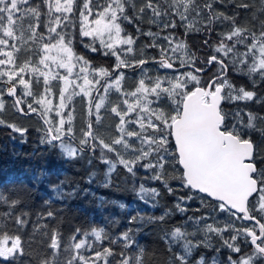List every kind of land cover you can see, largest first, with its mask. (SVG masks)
<instances>
[{
	"label": "snow or ice",
	"instance_id": "6c2138e0",
	"mask_svg": "<svg viewBox=\"0 0 264 264\" xmlns=\"http://www.w3.org/2000/svg\"><path fill=\"white\" fill-rule=\"evenodd\" d=\"M145 20L157 31L136 27L137 36L151 38L137 46L122 24ZM197 33L210 50L202 57L187 43ZM77 42L113 64H91L75 52ZM129 75L134 83L126 88ZM76 96L87 116L79 127L69 107ZM5 97L16 113L39 115L41 144L72 160L90 153L105 163L106 186L117 164L132 176L146 169L169 194L176 192L170 181L179 182L186 191L174 210L184 223L162 228L166 264H264V0H0V114L9 109ZM0 127L26 142L28 127L4 118ZM57 188L58 198L75 195ZM139 193L157 207V188L141 184ZM194 199L207 214L186 215ZM21 203L19 194L10 201L0 195L7 206L0 211V264H21L25 256L33 260L23 264H149L134 227L115 238L103 228H76L62 244L57 220L52 229L33 224L32 237L22 240L29 213L15 210ZM218 214L228 217L223 225ZM173 215L130 216L129 224L162 226ZM45 218L56 214L37 215ZM38 233L47 237L43 248L33 247ZM221 249L223 259L214 254Z\"/></svg>",
	"mask_w": 264,
	"mask_h": 264
},
{
	"label": "trees",
	"instance_id": "16d2710c",
	"mask_svg": "<svg viewBox=\"0 0 264 264\" xmlns=\"http://www.w3.org/2000/svg\"><path fill=\"white\" fill-rule=\"evenodd\" d=\"M258 2V0H257ZM221 11H232L230 7L227 9L221 7ZM125 31L132 34L136 38V45L147 44L150 37L146 35L137 36L136 27L142 31L156 32L157 28L154 24H149L146 20L134 26L125 22L123 24ZM182 31V30H181ZM164 33H161L163 35ZM203 37L200 34H190L187 37V43L197 56H203L210 51L202 47ZM215 37H213V40ZM87 43L88 39L83 38ZM76 45L83 46L77 42ZM83 56L89 59L95 65L110 66L114 62V58L103 57L100 54L94 55L90 52H84ZM61 73L63 69L59 70ZM240 83L239 80L236 81ZM9 105L12 104V99ZM242 106V102H241ZM69 107H72L70 104ZM226 109L233 108L235 105L223 104ZM258 108V106H255ZM11 108V107H9ZM74 125L79 127L81 122L87 119L86 107L81 103V97L75 99ZM103 123L106 128H110L113 121L108 118L110 116L104 114ZM11 118L15 120L13 123L23 125L29 128L26 136V142L22 141L17 134L11 133L10 129L0 127V195H6L9 201L19 194L22 203L15 210L23 209L29 213L28 226L24 229L22 240L32 237L33 224L47 225L48 229L57 227L63 234L62 244L64 240L71 235L76 229L103 228L113 238L119 234L126 226L138 228L135 239L139 246H142L147 256L149 264H166L168 259V250L165 241L161 239L163 235L162 228H168L173 222L184 223V215L175 212L174 205L177 203V197L185 195L184 189L179 187V182L170 181L171 186L176 188L175 194H169L162 184L158 181L148 179L150 173L143 168L136 170V175L132 176L127 173L122 165L117 164L116 169L110 174V182L105 185V174L107 173V165L98 158H94L92 154L85 153L83 158L69 159L62 154L59 148H52L48 145L41 144L40 138L42 132L38 131L42 124L39 115L32 113L25 117L12 112ZM99 151L95 154L98 157ZM111 156V154H109ZM89 159L92 160L89 163ZM95 173V176L89 180V177ZM63 181V183H61ZM143 184L145 188H157L160 196L156 197L157 207H151L152 201L150 197H146L149 203L141 200L139 188ZM63 189L64 193L74 192L75 195L71 199L58 198L57 186ZM189 212L186 215L198 216L200 212L207 214L208 210L200 208L198 199L188 201ZM53 210L56 214L55 219L37 220V215L46 213L47 210ZM7 210V206L0 204V211ZM172 211L174 215L169 217V223L165 225L144 224L131 225L129 217L136 215H161L164 211ZM217 220L221 225L227 222L228 217L223 214L217 215ZM209 223L212 220L209 219ZM189 231H195L188 222ZM240 226V222H237ZM46 231L40 228V232ZM227 235V234H225ZM94 240V237H89ZM47 242V237L41 236L39 233L33 237V247L43 248V243ZM213 244L218 246V241L213 240ZM107 245V242H105ZM99 246V245H97ZM120 243L113 244L114 250L119 249ZM208 251V250H204ZM227 253L226 249H221L219 253H214L221 259ZM131 255V251H129ZM209 255L213 254L211 252ZM24 260L32 262L31 257H21V264Z\"/></svg>",
	"mask_w": 264,
	"mask_h": 264
},
{
	"label": "rangeland",
	"instance_id": "374dc122",
	"mask_svg": "<svg viewBox=\"0 0 264 264\" xmlns=\"http://www.w3.org/2000/svg\"><path fill=\"white\" fill-rule=\"evenodd\" d=\"M122 27L124 28V30H126L125 27L123 26V24H122ZM125 32H126V31H125ZM87 39H88V41H89V38H87ZM137 46H139V45H137ZM74 50H75V52H76L77 54H79V55H83L84 52H90V51H89L87 48H85L84 46H78V45H75V49H74ZM90 53H91V54H94V55H98V53H92V52H90ZM88 60H89V59H88ZM89 61H90V60H89ZM90 63L93 64V65H95V63H92L91 61H90ZM59 70H60V69H59ZM59 70H58V71H59ZM133 83H134V80H133V78L131 77V75H129L128 79H126V81H125V87H126V88H130L131 85H132ZM77 97H80V96L73 97V100H72V103H71L72 107L75 106V99H76ZM7 98H9V97H7ZM5 101H6V105H8V106L10 107V105H9V100L6 99V97H5ZM57 103H58V99H57V98H53V105L55 106ZM13 111H14L13 108H9L8 111H6V112L3 113V114H0V118H4V119H6V120H8V121H10V122H13L15 119L10 117ZM101 112H104V110L102 109ZM53 117H54V113L50 114V117H49V118H53ZM108 118L111 119V117H108ZM111 120H112V119H111Z\"/></svg>",
	"mask_w": 264,
	"mask_h": 264
},
{
	"label": "flooded vegetation",
	"instance_id": "af4514ba",
	"mask_svg": "<svg viewBox=\"0 0 264 264\" xmlns=\"http://www.w3.org/2000/svg\"><path fill=\"white\" fill-rule=\"evenodd\" d=\"M101 114H102V112H101ZM25 117H27V116H25Z\"/></svg>",
	"mask_w": 264,
	"mask_h": 264
},
{
	"label": "water",
	"instance_id": "95a60500",
	"mask_svg": "<svg viewBox=\"0 0 264 264\" xmlns=\"http://www.w3.org/2000/svg\"><path fill=\"white\" fill-rule=\"evenodd\" d=\"M222 106H223V104H222Z\"/></svg>",
	"mask_w": 264,
	"mask_h": 264
}]
</instances>
